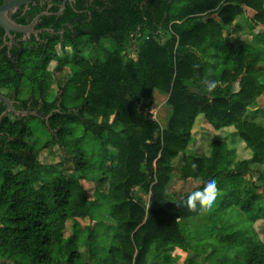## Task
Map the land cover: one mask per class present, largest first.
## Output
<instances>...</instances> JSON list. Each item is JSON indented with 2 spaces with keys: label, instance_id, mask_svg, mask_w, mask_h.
Instances as JSON below:
<instances>
[{
  "label": "trees",
  "instance_id": "obj_1",
  "mask_svg": "<svg viewBox=\"0 0 264 264\" xmlns=\"http://www.w3.org/2000/svg\"><path fill=\"white\" fill-rule=\"evenodd\" d=\"M74 2V9L66 4L62 18L44 19L57 28L72 26L64 28L58 46L70 47L68 62L57 54V37L49 38L44 53L33 47L25 52L20 74L0 62V89L13 91L23 106L32 100L29 110L37 115L0 121V264H85L84 258L86 264H165L172 247L190 246L185 226L194 221L212 242L223 243L219 255L220 246L207 255L213 264H264V241L253 228L249 234L225 222L217 225L219 213L236 208L253 227L257 206L264 204V185L258 199L241 187L249 165H264V128L246 120L264 94V0ZM237 19L246 24L250 43L224 41V31ZM104 40L110 50L102 48ZM211 59L218 62L209 70ZM52 61L55 74L68 69L69 77L49 99ZM209 81L219 82L212 92ZM23 87H29V100L22 97ZM154 92L166 98L169 109L163 128L144 112ZM199 116L213 131L231 128L251 158L231 169L230 151L218 140L209 156L185 155ZM111 119L121 131L111 128ZM33 120L49 134L43 149H70L68 168L39 158L27 126ZM78 126L83 136L73 139ZM88 133L99 148L92 154L82 146ZM179 156L181 179L200 181L181 196L169 193L172 161ZM209 178L216 181V207L205 215L199 202L193 209L184 201ZM102 204L116 233L100 258L89 246L81 251L78 237L84 233L87 244L95 242L93 215ZM197 252L205 254V245Z\"/></svg>",
  "mask_w": 264,
  "mask_h": 264
},
{
  "label": "rangeland",
  "instance_id": "obj_2",
  "mask_svg": "<svg viewBox=\"0 0 264 264\" xmlns=\"http://www.w3.org/2000/svg\"><path fill=\"white\" fill-rule=\"evenodd\" d=\"M224 41L231 42L236 46L235 41H242V43H250L251 36L248 33V29L246 24L241 20L237 19L235 21L234 26L227 32L224 31ZM102 48L106 50H110L111 46L107 40L102 42ZM132 47L127 46L126 52L131 57H134V50ZM242 48H249L248 45H242ZM256 51V50H255ZM260 49L258 50V52ZM57 54L59 58L68 62L70 60L71 50L68 45L64 50H60L57 47ZM260 55H264V51L260 52ZM217 60H210V64H208L209 70L215 68L217 64ZM56 64L55 62H51L47 69V75L50 78L49 87L47 88V97L49 99L56 97L61 87L64 86L67 77H69L68 69H64L62 73L55 74L54 68ZM26 84V81H23ZM26 86V85H24ZM25 87H23L24 89ZM22 89V90H23ZM29 92V87L25 88L22 97H26ZM153 104L149 111L152 112L151 117L155 120L161 128H163L166 124L169 109L164 104L166 98L159 94L158 92H154L152 95ZM264 94L259 97L257 102L249 109L248 114L246 115V120L254 121L259 124L262 128H264ZM147 112L148 111H145ZM10 119L13 117L9 116ZM111 128L116 131H121L120 125L114 120H110ZM28 128L31 131L30 141L34 145V150L39 153V158L46 165H55L57 163H61L62 167L68 168L71 165V151L67 147L65 149H59L57 147H48L44 148L43 146L50 139L48 132L38 123V121L33 120L27 123ZM79 127V128H78ZM76 127V133L72 136L73 139H77L78 137L83 136L82 128L80 126ZM214 140L222 141L227 145V149L230 151V168H233V164L236 161H246L251 158V151L247 149L243 142L239 140L237 135L233 132L231 128L223 129L219 131H213L205 122L202 116H199L194 124L192 129V138L185 150V155H197V156H209L211 143ZM83 148L92 154V151H96L99 149L97 142L94 140L90 133L86 134L83 137ZM96 157V156H95ZM94 157V158H95ZM173 173L172 179L169 184V193L172 195H184L186 193L191 192L193 189L197 188L200 184L199 180H187L183 181L180 177V170L182 167L181 156L177 157L172 161ZM242 189L245 193L253 192L256 193L257 199L259 195L263 194L262 186L264 185V165H249L245 171V174L242 175ZM86 189L88 190V195L90 198H93V183H89L86 185ZM146 198V197H144ZM216 206L212 205L206 207L205 215L209 214L210 211L214 210ZM258 209V221L253 225H251L250 217L248 215L242 214L236 208H231L225 213H219V217L217 219V225L221 226L222 223H226L234 227L235 229H239L242 231H246L249 234H252V228L255 233L264 241V204H259L257 206ZM218 215V214H217ZM94 222L96 223L95 227V242L87 244L85 242V234L81 233L78 237L80 250H86V247L89 246V249L92 252L99 253V257L103 258L105 255L104 247L109 246L111 242H113V235L116 233L112 227V223L109 222V213L104 204L100 205L94 212ZM195 222V221H194ZM193 222V223H194ZM190 223L186 225L190 234V246L182 250L178 247H172L168 253L169 258L167 259V263L165 264H213V258H207V255L210 254L215 247H219L216 249L215 257L221 253L222 244L214 243L207 236V232L202 230L198 225H194ZM224 224V225H226ZM223 225V226H224ZM66 235L71 233V223L67 224ZM183 232V231H182ZM205 232V234H204ZM184 233V232H183ZM204 244L206 252L205 254H200L197 252V248ZM210 245L214 246L211 247ZM209 246V247H207ZM194 248H196L194 252ZM167 254V253H166ZM165 254V255H166ZM164 254H162L161 258ZM229 255V254H228ZM233 255V254H232ZM231 256V255H230ZM84 263L86 264V258H84Z\"/></svg>",
  "mask_w": 264,
  "mask_h": 264
},
{
  "label": "flooded vegetation",
  "instance_id": "obj_3",
  "mask_svg": "<svg viewBox=\"0 0 264 264\" xmlns=\"http://www.w3.org/2000/svg\"><path fill=\"white\" fill-rule=\"evenodd\" d=\"M4 4L5 2L0 0V7ZM66 4L74 9V0H33L20 5L16 9L10 10L7 13L6 17L10 22L23 28H31V32L29 34H21L17 32L7 33L2 27H0V62H2V65L5 66L6 69H10L14 74H20V60L23 57V54L31 47L35 48L34 51L36 52L40 51L41 53H44L49 46V38L54 40L55 37H57L59 40L55 47L59 46L64 35V28L67 27L68 30L72 31V26L65 24L63 27L61 26L57 28L55 27L54 21V23L51 22L48 25L47 20L51 17H55V20H58L60 17L62 18L64 16ZM42 14L47 16L42 17ZM36 18L38 20L36 21V24H33ZM45 18L47 19L46 21H44ZM23 81L25 80H22V82ZM0 96L10 100L16 111L26 113L34 112L29 110L32 102V100H29L30 94H27L24 98L25 100H29L25 106L21 105V103L16 100L13 91L11 93L6 89H0ZM0 105L3 106L2 103H0ZM18 107L21 109H16ZM39 107L40 102L38 103V109ZM28 117L30 116L25 118L27 119Z\"/></svg>",
  "mask_w": 264,
  "mask_h": 264
},
{
  "label": "water",
  "instance_id": "obj_4",
  "mask_svg": "<svg viewBox=\"0 0 264 264\" xmlns=\"http://www.w3.org/2000/svg\"><path fill=\"white\" fill-rule=\"evenodd\" d=\"M3 1L5 2V4L0 7V27H2L7 33L17 32L21 34H29L31 32V28H23V27L13 24L12 22H10V20H8L6 15L10 10H14L20 5H23L33 0H3ZM41 16L43 17L47 15L42 14ZM37 18L34 20L33 24H36V21L38 20ZM0 103H2L5 106V111L0 115V120L8 114H11L15 117H23V118L27 116H32V117L37 116L34 112L26 113V112L16 111L13 107L12 102L3 96H0ZM154 142H156V139H154Z\"/></svg>",
  "mask_w": 264,
  "mask_h": 264
},
{
  "label": "clouds",
  "instance_id": "obj_5",
  "mask_svg": "<svg viewBox=\"0 0 264 264\" xmlns=\"http://www.w3.org/2000/svg\"><path fill=\"white\" fill-rule=\"evenodd\" d=\"M218 81H209L207 82V90L209 92H212L214 89H216L218 85ZM216 198V181L212 178H209L205 182V187L202 190H197L193 192L190 196L187 197V199L184 201V203L190 207L195 209L197 206V202L203 207L211 206L212 202Z\"/></svg>",
  "mask_w": 264,
  "mask_h": 264
},
{
  "label": "built area",
  "instance_id": "obj_6",
  "mask_svg": "<svg viewBox=\"0 0 264 264\" xmlns=\"http://www.w3.org/2000/svg\"><path fill=\"white\" fill-rule=\"evenodd\" d=\"M148 114L151 116L152 112L151 111H148ZM153 119V117H151Z\"/></svg>",
  "mask_w": 264,
  "mask_h": 264
},
{
  "label": "crops",
  "instance_id": "obj_7",
  "mask_svg": "<svg viewBox=\"0 0 264 264\" xmlns=\"http://www.w3.org/2000/svg\"><path fill=\"white\" fill-rule=\"evenodd\" d=\"M234 24H235V22H234Z\"/></svg>",
  "mask_w": 264,
  "mask_h": 264
}]
</instances>
